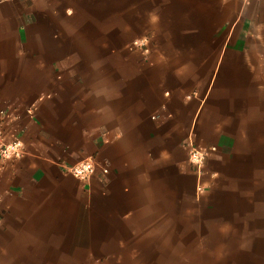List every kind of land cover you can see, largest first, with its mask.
<instances>
[{
    "label": "crops",
    "instance_id": "obj_1",
    "mask_svg": "<svg viewBox=\"0 0 264 264\" xmlns=\"http://www.w3.org/2000/svg\"><path fill=\"white\" fill-rule=\"evenodd\" d=\"M0 126V264H264V0H0Z\"/></svg>",
    "mask_w": 264,
    "mask_h": 264
},
{
    "label": "built area",
    "instance_id": "obj_2",
    "mask_svg": "<svg viewBox=\"0 0 264 264\" xmlns=\"http://www.w3.org/2000/svg\"><path fill=\"white\" fill-rule=\"evenodd\" d=\"M147 44L148 42L146 39H136L134 41V45L142 46L145 50H148ZM216 150V147H201L194 143L191 144L189 148L190 161L198 173L203 172L207 157ZM25 153L26 147L23 141L19 139L9 141L4 129L0 126V159L20 158ZM65 166L70 173L84 180L91 179L98 172L99 168H101L104 173L109 172V169L101 166L94 157H89L72 164H65Z\"/></svg>",
    "mask_w": 264,
    "mask_h": 264
}]
</instances>
